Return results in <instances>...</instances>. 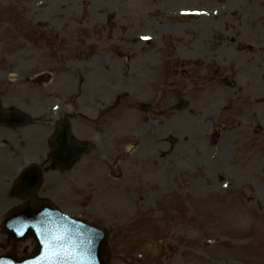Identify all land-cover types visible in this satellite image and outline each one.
<instances>
[{
	"label": "rangeland",
	"instance_id": "1",
	"mask_svg": "<svg viewBox=\"0 0 264 264\" xmlns=\"http://www.w3.org/2000/svg\"><path fill=\"white\" fill-rule=\"evenodd\" d=\"M50 64L67 88L82 73L74 134L96 146L74 189L82 205L60 200L108 230V264H264V0H0L2 107L41 109L30 79ZM0 137L2 255L3 219L28 204L17 172L44 149ZM45 175L42 192L61 179ZM104 175L125 194L102 190ZM123 195L143 203L137 213H122Z\"/></svg>",
	"mask_w": 264,
	"mask_h": 264
},
{
	"label": "water",
	"instance_id": "2",
	"mask_svg": "<svg viewBox=\"0 0 264 264\" xmlns=\"http://www.w3.org/2000/svg\"><path fill=\"white\" fill-rule=\"evenodd\" d=\"M33 211L28 210L26 213L18 217L20 222L16 224V229L10 224L17 222V220H12L10 224L6 225V229L11 232L13 240L21 241L27 237L35 238L36 243L35 250L33 251V258L30 259L31 261H19L16 260L14 256H9L8 258H0V264H47L45 262L34 261L40 255L39 258L46 259L50 264L62 263V261H65V258L68 255L62 254L59 251V246H63L65 244V238H68V235H64V230L66 228L64 223L67 225L68 222L59 216H39L36 211ZM90 231L94 234V252L93 254L90 253V255L83 256L82 252L78 253L74 264H90L92 259L95 261V264H105L104 240L107 235H105L104 231ZM19 236L21 237L19 238ZM84 242L86 246L90 245L87 240H84ZM64 255H66L65 258Z\"/></svg>",
	"mask_w": 264,
	"mask_h": 264
},
{
	"label": "bare ground",
	"instance_id": "3",
	"mask_svg": "<svg viewBox=\"0 0 264 264\" xmlns=\"http://www.w3.org/2000/svg\"><path fill=\"white\" fill-rule=\"evenodd\" d=\"M4 174H6V171L0 170V179L4 177ZM105 188H111L109 185H105ZM3 188L4 186L0 183V203L3 206H7L9 204H11L10 201H8L3 193ZM116 192H121L123 194H125L126 192V185H120V186H116L115 188ZM5 190V189H4ZM114 202L111 201L110 204H113ZM121 205H122V213H124L125 215H132L133 213H137L139 211V207H142L143 203L142 202H133L131 201L126 195H123L121 197Z\"/></svg>",
	"mask_w": 264,
	"mask_h": 264
}]
</instances>
